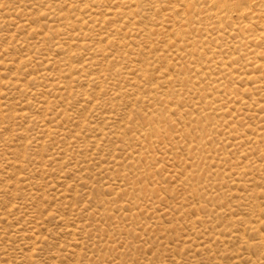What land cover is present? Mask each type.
Instances as JSON below:
<instances>
[{"label": "rangeland", "instance_id": "obj_1", "mask_svg": "<svg viewBox=\"0 0 264 264\" xmlns=\"http://www.w3.org/2000/svg\"><path fill=\"white\" fill-rule=\"evenodd\" d=\"M134 1L126 13L141 22L135 32L121 17L98 25L125 11L120 0H0V264H264V35L254 23L262 12L245 18L248 45L204 39V48L220 46L219 60L236 53L234 72L253 78L226 76L214 89L194 66L213 71L215 62L188 50L174 61L181 68L163 69L177 92L147 102L149 87L125 77L141 68L160 76L180 14L171 15L174 0ZM202 1L189 14L191 35L211 23ZM180 72L202 82L224 114L196 110L208 105ZM102 116L113 117L120 139L96 133Z\"/></svg>", "mask_w": 264, "mask_h": 264}, {"label": "bare ground", "instance_id": "obj_2", "mask_svg": "<svg viewBox=\"0 0 264 264\" xmlns=\"http://www.w3.org/2000/svg\"><path fill=\"white\" fill-rule=\"evenodd\" d=\"M122 1V8L123 6L125 7V11H117L115 10V12H111L110 15H106L104 16L102 19H98L99 20V23L98 25H106V24H112L113 22L111 21L112 19H116V18H122L124 19L125 21H123V24L125 26L126 29H130L132 32H135L137 30H139V27L141 26V22L138 21L136 19L135 16H130L128 13H126L127 10H131L132 8L136 7L135 3L138 2V1H134V0H120ZM150 1V0H149ZM158 1V0H157ZM197 1V0H196ZM204 1V0H203ZM202 1V2H203ZM207 1V6H208V9L205 11L206 14L204 16L205 19H208V20H211V23L206 26L203 30L200 32V34H194V35H191V31H190V24H189V20L191 21L190 16L189 14H191L190 12L194 11L196 12L197 10H195V3H194V0H174V3L173 5H171V15L173 14H180V19L179 20H176V21H173L172 25H170V34L172 37H170V41L173 39V37L177 38L174 39L175 42L173 43V48H175V51H172L170 52L169 54H167V52L162 56V59L164 60L165 62V66L166 67H160V76H158L156 79L153 77V79H150L149 76L150 73H148L147 71H145L144 69H140V75H137V73H130L128 74L125 79H126V83L129 85V86H139V87H149L148 89L150 90L149 93H151L150 95L152 96L151 98L147 100H142V99H139L137 100L138 102H150L153 98V96L157 97V95L159 96H166L168 97V94L170 93V91L174 94L176 93V89H175V81H177V79H175L174 75L171 73H166L164 72V70H167L168 68L170 67H173L174 69H177V68H181V63L182 62L180 60V62H176L174 63V61H178L179 59H183L184 58V53H187L188 50H191V52H193L194 50H198V49H203L204 50V54L205 55H210V58L211 61L213 60L215 63H214V69L212 71L211 68L206 67L205 63V67L203 65L204 68L200 67L201 64H198L194 67H198V77L202 78L203 77V81L202 82H206L207 84H209L212 88L214 89H217L219 90L220 88H223L225 86V83L226 81L223 80L225 79L226 76H230L232 78H235L239 81H247V80H250L251 78H253L252 76H250L249 74H247L246 72L245 73H242V72H234L236 71L233 66L237 63L238 64V60H237V56L235 57L236 53H231V54H227V56L225 57H220V60L218 59V55L217 53L220 51H217L216 49L220 48V46H213V47H209V48H204V46L206 45V43L204 42V39L206 40H209V41H212L210 42L211 44L214 43V42H219L220 41L222 42L223 39H225L226 37H229V38H234V39H238L237 43H233V44H238L237 47H235V49H237L238 47L240 46H244V45H248L249 43L253 42L254 39L253 37L247 35V33L245 32V28H244V22H245V18L247 17H251L252 15V11L253 10H260L262 12V19L260 20H257L255 19L254 20V23H256V25H258L259 27V35L262 36L264 35V0H239V1H236V0H206ZM206 1L204 4H206ZM135 2V3H134ZM153 3H154V0H153ZM159 3V1H158ZM138 4V3H137ZM155 4V3H154ZM92 5V4H91ZM160 5V4H158ZM86 6V4H85ZM156 6V5H155ZM83 7V6H82ZM197 7V6H196ZM200 7V6H199ZM94 8V7H92ZM120 8V7H119ZM205 8V7H204ZM89 9V8H88ZM88 9H85V10H88ZM156 9V7H155ZM162 9V8H161ZM206 9V8H205ZM84 10V11H85ZM169 10V11H170ZM203 10V9H201ZM238 11L239 12V16L237 17V19L235 20L234 17H233V13L234 11ZM20 11V10H19ZM199 11V10H198ZM235 11V12H236ZM83 12V11H82ZM86 12V11H85ZM133 12V11H132ZM200 12V11H199ZM155 13V12H154ZM193 13V12H192ZM82 14V13H81ZM88 14V13H87ZM99 14V13H98ZM132 14V13H131ZM135 14V13H134ZM195 14V13H194ZM202 14V12H201ZM200 14V15H201ZM20 15V14H19ZM105 15V14H104ZM163 15V14H162ZM170 15V14H169ZM237 15V13H236ZM81 16V15H79ZM90 17L93 16V13L92 11L90 12ZM112 17V18H108V17ZM175 16V15H174ZM202 16V15H201ZM257 14L254 15V17L256 18ZM173 17V16H172ZM260 17V16H259ZM258 17V18H259ZM89 18V17H88ZM162 19L165 18V15H163L161 17ZM174 18V17H173ZM199 18V17H198ZM201 18V17H200ZM62 19V18H61ZM150 19V18H149ZM161 19V20H162ZM175 19V18H174ZM23 20V19H22ZM25 20V19H24ZM30 20V19H29ZM66 21V17L64 19ZM151 20V19H150ZM160 21V20H158ZM172 21V20H171ZM67 22V21H66ZM94 22V21H93ZM202 22V21H200ZM204 22V21H203ZM206 22V20H205ZM72 23V22H71ZM70 23V24H71ZM197 23V22H196ZM209 23V22H208ZM97 24V23H96ZM151 24V23H150ZM149 24V25H150ZM204 24V23H203ZM26 25V24H25ZM72 25V24H71ZM154 25V24H152ZM163 25L162 23H160V26ZM28 26V24L26 25ZM157 26H159L157 24ZM205 26V24H204ZM64 27V26H63ZM79 27V25H78ZM153 27V26H152ZM203 27V26H202ZM256 27V26H255ZM125 28L123 26H118L113 32L116 34V35H123L124 33V30ZM257 28V27H256ZM94 29V28H93ZM104 29V28H103ZM153 28H149L148 29V32H151ZM156 29V28H155ZM192 29V28H191ZM202 29V28H201ZM200 29V30H201ZM145 30V29H144ZM168 31V30H167ZM196 31V30H195ZM104 32V31H103ZM193 33V32H192ZM199 33V32H198ZM86 34V33H85ZM99 34H100V31H99ZM140 34V32H139ZM211 34V35H210ZM101 35V34H100ZM109 35V34H108ZM126 34H124L125 36ZM150 35V33H149ZM227 35V36H226ZM99 36V35H98ZM148 36V35H147ZM123 37V36H122ZM118 38V36H117ZM125 38V37H124ZM123 38V39H124ZM107 39H109V36L107 37ZM227 39V38H226ZM100 40V39H99ZM125 40V39H124ZM205 40V41H206ZM220 40V41H219ZM102 41V40H101ZM121 42L123 40H120ZM127 41V40H126ZM103 42V41H102ZM128 42V41H127ZM126 42V43H127ZM129 43V42H128ZM230 43H232V40H230ZM209 44V42H208ZM207 44V45H208ZM218 44V43H217ZM216 44V45H217ZM71 45V44H70ZM206 45V46H207ZM219 45V44H218ZM235 46V45H233ZM123 47V45H122ZM121 47V48H122ZM149 47V46H148ZM125 48V47H124ZM123 48V49H124ZM124 51V50H123ZM201 51V50H199ZM203 52V51H202ZM220 53V52H219ZM238 53V52H237ZM191 54V53H190ZM197 53H192L191 55H196ZM30 55V54H29ZM187 55V54H186ZM190 55V56H191ZM198 55V54H197ZM188 56V57H190ZM246 55H244L245 57ZM186 57V56H185ZM196 58V56H195ZM216 59H218L217 61H215ZM249 59V58H247ZM255 59V58H254ZM187 60V59H186ZM210 60V59H208ZM199 61V60H197ZM206 61V60H205ZM189 62V61H188ZM196 62V60L194 61ZM207 62V61H206ZM199 63V62H198ZM209 63V61H208ZM132 64V63H131ZM157 64V63H156ZM191 64V63H190ZM195 63H193L194 65ZM212 64V63H211ZM143 66V65H142ZM186 66V65H185ZM200 67V68H199ZM211 67V66H210ZM184 68V67H183ZM76 69V68H75ZM164 69V70H163ZM95 70V69H94ZM184 70V69H183ZM91 71V70H90ZM178 71V70H177ZM190 71V70H189ZM197 71V72H198ZM157 72V71H156ZM96 73V72H95ZM93 73V74H95ZM223 74V76L221 75ZM225 74V75H224ZM97 76V75H95ZM235 76V77H234ZM178 79L179 81L182 80V82H184V84H189L191 83L190 87L192 89V91H194L193 93H196L197 92L199 93V95L201 96V98L203 97V99L205 100V103L208 105V109L207 110H204V109H201V108H197L196 107V110H199L201 111L203 114L205 112H209L208 116L210 115V112H213L214 114L216 113H220V114H224V109L223 106L221 104H218L219 100H216V97L214 95H212L211 93H208L206 92V89L205 88H202L201 83H197L196 81H193L192 77L188 76L187 74L185 73H179L178 74ZM223 77V78H222ZM95 80V79H94ZM145 80H148V81H151L150 84H143V81ZM153 80V81H152ZM97 81H101L100 78L97 79ZM106 81V80H105ZM95 82V81H93ZM200 82V81H199ZM97 83V82H95ZM180 83V82H179ZM252 83H254V81H252ZM182 83H180L179 85L181 86ZM20 85V84H18ZM99 85V84H98ZM113 85V84H112ZM187 85H184V86H187ZM178 86V85H177ZM176 86V87H177ZM183 86V85H182ZM111 87V86H110ZM184 88V87H183ZM131 89V88H130ZM168 89V90H166ZM178 89L180 90L181 88L178 87ZM187 89V88H186ZM249 89V87H248ZM91 90V89H90ZM183 90V89H182ZM188 90V89H187ZM186 90V91H187ZM191 91V90H190ZM252 92V91H251ZM81 93V92H80ZM91 93V92H90ZM147 93V92H146ZM183 93V92H182ZM134 94V93H133ZM133 94H131V96H133ZM154 94V95H153ZM178 94H180L178 92ZM83 95L86 97L87 100H85L86 102H89L90 100V94H89V91L85 90ZM118 95V94H117ZM135 95V94H134ZM137 95V93H136ZM135 95V96H136ZM177 94H175L176 96ZM184 95V93H183ZM248 95V93H247ZM250 95V94H249ZM121 96V95H120ZM174 96V97H175ZM199 96V97H200ZM117 97V96H116ZM147 97V96H146ZM11 98V97H10ZM135 98V97H134ZM133 98V99H134ZM138 98V97H137ZM136 98V99H137ZM159 98V97H158ZM135 99V100H136ZM144 99V98H143ZM147 99V98H146ZM155 99V98H153ZM156 100V99H155ZM158 100V99H157ZM167 100V99H166ZM134 101V100H133ZM154 101V100H153ZM168 101V100H167ZM166 101V103H168ZM132 103V101H130ZM155 103V102H154ZM195 103V102H194ZM20 104V103H19ZM133 104V103H132ZM146 104V103H145ZM134 105V104H133ZM149 105V104H147ZM146 105V106H147ZM152 105V104H151ZM199 105V104H198ZM197 105V106H198ZM133 107V106H132ZM155 107V106H153ZM262 107V105L260 106ZM263 107H264V104H263ZM147 108V107H146ZM149 109V108H148ZM168 109V107H167ZM169 109H171V107H169ZM168 109V110H169ZM227 109V108H226ZM115 110V109H114ZM172 111V110H171ZM176 111V110H175ZM263 111V109H262ZM104 112V111H103ZM153 112V113H152ZM151 113L154 114L156 113L155 111H152ZM100 113V112H99ZM171 113V112H170ZM158 114V113H157ZM57 116V115H56ZM155 117V116H153ZM163 117V116H162ZM99 119V118H98ZM100 121H101V126L97 125V129H96V133L103 136V137H106L108 135H113L116 139H118L119 137L117 136V130L113 129L111 127V123L113 121V117L112 116H102L100 118ZM156 120L153 119L152 122H151V129L152 130H156L157 131V128L155 126V122ZM264 121V120H263ZM114 122V121H113ZM159 124V123H158ZM115 125V124H114ZM148 125V124H147ZM183 125V124H182ZM124 126V125H123ZM205 127V126H204ZM92 128V127H91ZM94 128V126H93ZM121 128V127H120ZM187 128V127H186ZM35 129V128H34ZM262 129V128H261ZM201 130V129H199ZM45 131V129H44ZM189 131V130H188ZM262 131V130H261ZM184 132V131H183ZM187 132V131H186ZM229 132V131H228ZM53 133V131H51L50 128H47L46 131H45V134H47V136H51ZM161 133V132H160ZM263 134V132H261ZM99 135H98V138H99ZM190 135V133L187 135L185 134L184 135V138H182V140L184 141H188L187 137ZM97 136V135H96ZM155 136V135H154ZM196 136V135H195ZM257 136V134H256ZM189 138V137H188ZM192 138V137H191ZM254 138V137H253ZM82 139V138H81ZM101 139V138H100ZM120 139V138H119ZM239 139V138H238ZM259 139V138H257ZM157 140V139H156ZM61 141V140H60ZM94 144H97L98 141H97V137H95V140H93ZM119 141V140H117ZM196 141V140H195ZM63 143V141H62ZM74 143V142H73ZM187 143V142H186ZM190 143V141H189ZM250 143V142H249ZM143 144V143H142ZM73 145V144H72ZM238 145V144H237ZM175 148V147H174ZM151 149V148H150ZM193 150V149H192ZM12 152V151H11ZM98 155V154H97ZM96 154L93 155V159L92 160H95L97 159ZM130 157L132 159L135 158L134 156V153L133 152H130L129 153ZM166 155V154H165ZM113 157V156H112ZM51 160V159H50ZM133 161V160H132ZM8 163V162H7ZM113 163L115 165H118L119 163L117 162V160H114ZM9 164V163H8ZM71 164V163H70ZM17 165V164H16ZM100 165V164H99ZM20 167V166H19ZM105 168V167H103ZM246 170V166L245 167H240L238 168L237 172L234 173L235 175L232 176V177H235V179H233V182L235 184L239 183L240 182V177L242 175L245 174V171ZM107 171V170H106ZM89 173V172H88ZM183 174V173H182ZM233 174V173H232ZM247 174V172H246ZM64 177V176H63ZM243 177V176H242ZM27 180V179H26ZM66 180V179H65ZM30 183V182H29ZM23 186V185H22ZM7 189V188H6ZM193 194V193H192ZM69 196V195H68ZM72 197V195H71ZM62 199H67V196L66 195H63L62 194ZM67 203V202H66ZM261 206V205H260ZM197 210V209H196ZM261 210V208H260ZM199 212V211H198ZM182 215V214H181ZM201 217V216H200ZM251 228V227H250ZM257 229V228H256ZM2 231V230H1ZM74 233V232H73ZM246 234V233H245ZM35 235V234H34ZM75 235V233H74ZM263 236V235H262ZM261 237V236H260ZM34 238V237H33ZM36 239V238H35ZM34 240V239H33ZM264 241V238H261L260 242L263 243ZM98 242V241H97ZM250 243V242H249ZM259 243V242H258ZM35 245V243H34ZM256 245H260V244H256ZM194 250V249H193ZM198 250H201V249H198ZM203 250V249H202Z\"/></svg>", "mask_w": 264, "mask_h": 264}]
</instances>
